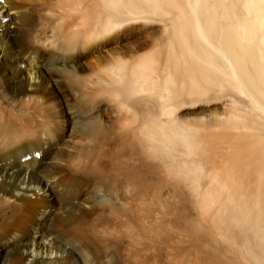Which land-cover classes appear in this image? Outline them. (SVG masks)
I'll return each mask as SVG.
<instances>
[{"label": "bare ground", "instance_id": "bare-ground-1", "mask_svg": "<svg viewBox=\"0 0 264 264\" xmlns=\"http://www.w3.org/2000/svg\"><path fill=\"white\" fill-rule=\"evenodd\" d=\"M127 152L226 261L264 264V0H0V264H111L90 233L143 216L66 167Z\"/></svg>", "mask_w": 264, "mask_h": 264}, {"label": "rangeland", "instance_id": "rangeland-1", "mask_svg": "<svg viewBox=\"0 0 264 264\" xmlns=\"http://www.w3.org/2000/svg\"><path fill=\"white\" fill-rule=\"evenodd\" d=\"M31 3L34 5V1ZM93 60H83V63L87 65ZM83 68L85 75L93 74L86 66ZM80 103L75 109V115L83 117L92 110V105L82 101ZM103 117L105 125L109 127V117ZM83 127L84 125L80 126ZM127 154L128 162L125 163L124 169L117 168L110 174L92 171L83 175L76 173L72 167H66L71 176L86 182L90 192L117 195L121 198L119 203L129 206L137 214L139 211L143 216V220L134 224L128 233L118 231L112 224L103 228L102 232L97 230V233H90L98 248L100 247L99 255L104 256L106 260L105 253H111V264H139L135 261L129 263L127 259H133L129 251L141 249V264H230L221 252L216 250L217 245L211 239L212 236L204 233L201 228L197 229L199 226L194 224L197 220L192 208L182 205L173 195L174 183L168 178L164 179L166 176L160 172L162 163L143 162L141 158L142 164H139L132 159L130 152ZM152 167L156 169L152 171ZM158 170L159 173L156 172ZM111 206L117 208L118 204ZM102 214L110 213L105 211ZM124 258L126 263H123Z\"/></svg>", "mask_w": 264, "mask_h": 264}]
</instances>
